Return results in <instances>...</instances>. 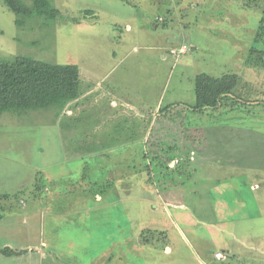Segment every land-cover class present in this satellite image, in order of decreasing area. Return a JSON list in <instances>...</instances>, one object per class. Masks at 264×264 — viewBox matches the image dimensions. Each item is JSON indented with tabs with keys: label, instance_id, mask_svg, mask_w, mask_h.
I'll return each instance as SVG.
<instances>
[{
	"label": "rangeland",
	"instance_id": "rangeland-1",
	"mask_svg": "<svg viewBox=\"0 0 264 264\" xmlns=\"http://www.w3.org/2000/svg\"><path fill=\"white\" fill-rule=\"evenodd\" d=\"M51 3L19 27L0 0V59L82 75L59 114L0 118V264H264L262 1ZM199 74L243 103L193 110Z\"/></svg>",
	"mask_w": 264,
	"mask_h": 264
},
{
	"label": "trees",
	"instance_id": "trees-1",
	"mask_svg": "<svg viewBox=\"0 0 264 264\" xmlns=\"http://www.w3.org/2000/svg\"><path fill=\"white\" fill-rule=\"evenodd\" d=\"M15 15L16 25L23 27L37 18L43 25L56 22L60 12L52 0H30L26 5L22 0H2ZM257 33L250 49L248 65L264 70V0ZM1 33V29H0ZM81 71L77 65H59L36 60L32 57L17 56L13 60L0 59V118L3 113H29L55 110L58 114L68 104L81 95ZM240 78L236 74L213 77L199 74L195 78V111L216 109L231 100L234 105L243 103L242 96L236 94ZM6 195H0V200ZM0 254L19 255L20 252L5 248Z\"/></svg>",
	"mask_w": 264,
	"mask_h": 264
},
{
	"label": "built area",
	"instance_id": "built-area-1",
	"mask_svg": "<svg viewBox=\"0 0 264 264\" xmlns=\"http://www.w3.org/2000/svg\"><path fill=\"white\" fill-rule=\"evenodd\" d=\"M188 51V48H187V46H183L181 49H180V53H182V54H185L186 52ZM215 257L218 259V260H225L227 257H226V255L224 254V253H221V252H219V253H217L216 255H215Z\"/></svg>",
	"mask_w": 264,
	"mask_h": 264
}]
</instances>
